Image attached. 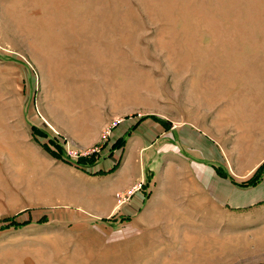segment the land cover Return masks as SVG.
<instances>
[{
    "label": "rangeland",
    "instance_id": "1",
    "mask_svg": "<svg viewBox=\"0 0 264 264\" xmlns=\"http://www.w3.org/2000/svg\"><path fill=\"white\" fill-rule=\"evenodd\" d=\"M184 129L259 179L264 0H0V264H264L260 208L143 236L119 202Z\"/></svg>",
    "mask_w": 264,
    "mask_h": 264
},
{
    "label": "crops",
    "instance_id": "2",
    "mask_svg": "<svg viewBox=\"0 0 264 264\" xmlns=\"http://www.w3.org/2000/svg\"><path fill=\"white\" fill-rule=\"evenodd\" d=\"M139 136L141 134L138 135L140 140ZM165 136L166 143L180 144V152L190 162L170 169L150 187L146 184L144 192L147 193L134 198L135 202L140 201L133 216L139 218L141 225L144 223L143 236L145 232L165 230L168 222H218L226 212L227 219L236 221L237 212L259 208L264 211V170L254 182H238L222 174L213 138L193 129L172 131L170 136ZM261 228L264 233V225Z\"/></svg>",
    "mask_w": 264,
    "mask_h": 264
},
{
    "label": "built area",
    "instance_id": "3",
    "mask_svg": "<svg viewBox=\"0 0 264 264\" xmlns=\"http://www.w3.org/2000/svg\"><path fill=\"white\" fill-rule=\"evenodd\" d=\"M144 185H146V183L145 182H140V183H138V185H134L133 187H131L125 194H123V195H119L118 194V200H119V202H125V200L126 199H128V197H129V195L130 194H132L134 191H136V190H143L145 187H144Z\"/></svg>",
    "mask_w": 264,
    "mask_h": 264
}]
</instances>
